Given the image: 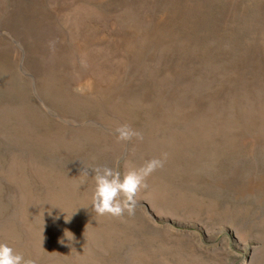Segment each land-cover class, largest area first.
Here are the masks:
<instances>
[{"label":"rangeland","instance_id":"1","mask_svg":"<svg viewBox=\"0 0 264 264\" xmlns=\"http://www.w3.org/2000/svg\"><path fill=\"white\" fill-rule=\"evenodd\" d=\"M164 153L134 215L96 216L93 168ZM0 241L34 264H264V0H0Z\"/></svg>","mask_w":264,"mask_h":264},{"label":"clouds","instance_id":"2","mask_svg":"<svg viewBox=\"0 0 264 264\" xmlns=\"http://www.w3.org/2000/svg\"><path fill=\"white\" fill-rule=\"evenodd\" d=\"M118 143H127L143 139L142 134L129 124H121L115 129ZM167 154L146 160L139 167H129L121 173L119 166H97L92 169L94 189L91 193L90 207L97 217L111 216L121 218L125 214L134 215L137 207V195L147 187V178L164 166ZM89 175L86 169L81 183ZM0 264H34L10 244L0 241Z\"/></svg>","mask_w":264,"mask_h":264}]
</instances>
